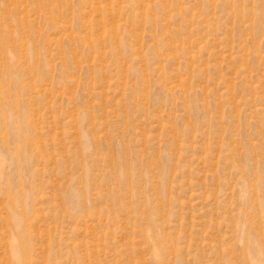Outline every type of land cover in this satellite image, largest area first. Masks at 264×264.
I'll list each match as a JSON object with an SVG mask.
<instances>
[{"label":"rangeland","instance_id":"rangeland-1","mask_svg":"<svg viewBox=\"0 0 264 264\" xmlns=\"http://www.w3.org/2000/svg\"><path fill=\"white\" fill-rule=\"evenodd\" d=\"M0 264H264V0H0Z\"/></svg>","mask_w":264,"mask_h":264}]
</instances>
